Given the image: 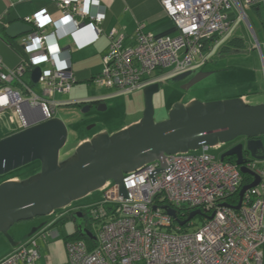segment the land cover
<instances>
[{
    "label": "built area",
    "instance_id": "2783aa9c",
    "mask_svg": "<svg viewBox=\"0 0 264 264\" xmlns=\"http://www.w3.org/2000/svg\"><path fill=\"white\" fill-rule=\"evenodd\" d=\"M51 1L61 12L57 22L46 9L24 19L32 27V32L20 39L28 52L27 59L15 68H7L0 58V113L13 112L18 124L15 132L55 118L62 103L54 95L68 93L76 83L70 67H57L61 50L52 49L54 33L46 28L53 24L71 25L75 30L88 26L97 34L102 33L104 17L92 13L93 0ZM159 2L178 36L156 37L145 32L143 25L132 36L112 30L95 83L121 94L133 93L154 82L204 67L207 53L229 37L240 19L253 32L254 46L263 55L247 11L258 7L264 27V0ZM44 65L51 68L43 69ZM36 66L42 69L38 83L42 94L23 81L24 75ZM166 69H172L171 73L157 76ZM223 146L168 155L163 172L158 171L160 163L156 161L125 174L126 197L120 194L118 185L107 181L99 190L100 197L78 210L88 209L91 221L99 225L97 241L91 246L83 239L68 240L66 264H264V164L256 159L245 161L244 166L257 174L260 182L245 192L241 207L235 209L244 174L236 161H221L220 156L210 152L222 150ZM251 178L248 184L255 179ZM236 195L238 199L232 203ZM164 206L176 213L185 207L191 212L200 210L203 223L193 232L183 231L192 222L181 226ZM39 257L36 241L29 239L0 264H36Z\"/></svg>",
    "mask_w": 264,
    "mask_h": 264
},
{
    "label": "water",
    "instance_id": "95a60500",
    "mask_svg": "<svg viewBox=\"0 0 264 264\" xmlns=\"http://www.w3.org/2000/svg\"><path fill=\"white\" fill-rule=\"evenodd\" d=\"M30 32L31 25L16 22L5 28L0 39L16 40ZM212 73L204 68L199 72L190 70L172 76L168 81L180 83L190 78L182 86L184 90H189ZM41 74L40 67L31 70L30 80L34 87L38 85ZM159 90V82L143 89L145 110L139 122L113 134L94 135L81 143L73 156L64 162H61L60 152L66 145L68 129L60 118L55 117L0 139V175L10 174L33 162L40 164V171L36 175L22 181L7 180L0 184V234L12 245L19 246L10 234L11 228L18 223L49 217L99 191L110 180L119 186L120 194L126 197L123 184L125 174L140 171L156 161L160 163L158 171L163 172L167 169L168 155L198 151L204 146L225 145L244 137L245 143L237 144L220 155L221 161L234 158L243 174L255 178L240 190L239 203L234 207L239 209L245 192L260 182V177L244 166L243 153L246 150L252 158L264 160V103L249 105L244 97L210 102L195 99L187 104L181 101L172 107L167 119L157 122L154 97ZM107 109V104H98L99 112ZM90 110L91 107L86 105L82 113ZM163 209L181 226L202 215L200 210H194L186 220L181 221L176 210L168 206ZM73 219L77 231L84 238L97 241L86 226L83 212L77 211ZM46 225L47 222H42L33 227L27 236L33 237Z\"/></svg>",
    "mask_w": 264,
    "mask_h": 264
},
{
    "label": "crops",
    "instance_id": "0c3cea01",
    "mask_svg": "<svg viewBox=\"0 0 264 264\" xmlns=\"http://www.w3.org/2000/svg\"><path fill=\"white\" fill-rule=\"evenodd\" d=\"M41 9H46L54 22H57L61 17L60 10L51 0H0V29L2 25L7 27L16 22H23L26 24L24 19ZM91 11L94 14H99L104 17L103 23L101 24L102 33L100 34H97L88 26H82L80 29L75 30L71 25L53 24L46 28L47 32L54 33L51 40L52 49L56 50L59 48L61 50L58 56L57 67H70V72L76 79V83L68 93H56L54 95L55 100L57 97L65 96L63 100H61V98L56 100L62 103L60 106L80 105V107L83 108L89 105L93 108L94 105H98L99 103L103 102L107 104L108 102H112L111 100L117 98L122 99L125 95L128 96V93L121 94L114 89L105 90L103 88L98 91L91 90L90 88L94 79L102 71V61L104 55L108 51L110 43L109 33L112 30L125 33L127 36H132L137 27L143 25V30L145 32L151 33L156 37L171 36L176 31L174 23L164 13L159 0H93ZM249 11L252 16L259 19L254 8ZM249 16L251 19L252 16ZM0 34H4V32H0ZM25 35L26 34L22 35L16 40L3 41L0 39V58L7 68H15L24 59H27L28 52L20 41ZM234 36V34L231 35L224 43H227L228 40ZM240 51H243V49L239 50V52ZM249 57L253 61V66L255 64L257 67H261L260 62L254 54ZM42 68L47 69L51 68V66L44 65ZM256 71L259 73L258 68H256ZM29 75L30 73H26L23 77V81L34 89ZM157 76L160 75L157 73ZM37 86L40 85L38 84ZM12 87L19 89L16 84H12ZM249 89L250 92L238 93L234 97H244L249 105L263 104L264 98H262L261 94L263 88H258L257 90V88L249 86ZM19 90L22 92L21 89ZM183 103L187 104L188 102L183 101ZM171 109L172 108H170L169 111ZM134 113L138 116L124 123L118 130L113 132L100 130L95 132V135L98 133L113 134L139 122L143 116L142 110L140 112L136 110L132 114ZM13 133H15V131L12 133L3 132L0 134V139ZM90 139L89 137L81 139L77 146ZM73 154L74 152L72 154L69 152L66 153L65 159L61 160V162L66 161L69 157L73 156ZM39 171L40 164L38 163V166L27 176L23 177V174L14 171L12 174L10 173L3 182L7 180L22 181L36 175ZM93 197L94 196H89L79 201L78 204L73 203L71 206L57 211L49 217L39 219L38 223L19 225L16 229L13 228L10 234L19 245L29 239H34L36 241L40 253V257L36 264H66L68 259L66 242L70 240L69 237L74 236L77 232L76 221H74L71 214L74 210L87 207L98 199ZM86 200H89V202H85ZM42 222H47V225L33 237L29 238L27 235L31 229ZM17 247L18 246L12 245L0 234V261L12 254Z\"/></svg>",
    "mask_w": 264,
    "mask_h": 264
},
{
    "label": "rangeland",
    "instance_id": "374dc122",
    "mask_svg": "<svg viewBox=\"0 0 264 264\" xmlns=\"http://www.w3.org/2000/svg\"><path fill=\"white\" fill-rule=\"evenodd\" d=\"M247 14L252 16L250 11H247ZM250 21L258 39L262 44L263 55L260 53L259 49L254 46L256 41L253 32L248 27L245 20L240 19L231 34L243 38V51L231 54L229 52H223L224 45L219 43L215 46L212 52L209 51L210 53H207L209 56L205 66H201L196 69L199 72L202 68H204L205 71L213 72L212 75L189 90H184L182 88L185 83H171L168 81V78L159 83L160 90L154 98L156 111L155 119L157 122L166 119L169 115V109L181 101L190 102L193 99L200 102L226 100L236 96L238 93L250 92L249 86H253L254 88H257V90L258 88H263L261 94L262 98H264V27L261 20L255 18L254 16H252ZM178 34L179 32L176 29L174 34L171 36H178ZM231 34L227 37L228 39L231 37ZM252 54H254L260 62V68L255 64V67L253 66V61L249 57ZM256 68L259 69V73L256 71ZM171 71L172 69H166L163 73H159V75L169 74ZM90 88L91 90L98 91L103 89V87L99 86L95 82H93ZM104 89L106 90V88ZM143 89L144 88L133 93H128V96L125 95L122 99L117 98L111 100L112 102L107 103L108 109L106 111L99 112L98 105H94L87 113H82V109L84 107L82 108L80 105L59 106L56 110L55 117L60 118L66 124L68 129V139L65 147L60 152V159L64 160L65 154L68 152L70 154L75 152L78 147L77 144L81 139L86 137L92 138L95 135V132L100 130H106L107 132L118 130L124 123H127L131 119L138 116L135 113L132 114L136 110H139V112L142 110L143 114L145 110V94ZM34 92L42 94V87H34ZM58 98L63 100L65 96L57 97L56 100H58ZM13 116L14 114L11 110L0 113V134L3 132L12 133L17 130L18 124L15 123V120H13ZM231 144L232 142L228 143V145ZM191 152L199 153L200 150ZM210 152L214 155L220 156L225 151L224 149H211ZM260 164H264V160L260 161ZM36 166H38V162H33L27 166L17 169L16 172L23 174L24 177L30 174ZM9 175L10 174L0 175V184ZM90 196H94L97 199L100 197V193L99 191H96ZM85 202H89V200H86ZM78 203L79 201L75 202V204ZM77 211L78 210H74L71 216L73 217ZM83 213L85 217H87V227L94 235H97L99 225L91 221L88 209H84ZM39 219L40 218H36L31 221L18 223L12 227L11 230L13 228L16 229L19 225L38 223ZM191 222L193 225L188 226L186 230L183 231H195L203 223V218L198 215L194 217ZM164 230L167 231L166 228H164Z\"/></svg>",
    "mask_w": 264,
    "mask_h": 264
},
{
    "label": "trees",
    "instance_id": "16d2710c",
    "mask_svg": "<svg viewBox=\"0 0 264 264\" xmlns=\"http://www.w3.org/2000/svg\"><path fill=\"white\" fill-rule=\"evenodd\" d=\"M256 11V13L258 14V17L259 19L261 20V23H262V15H261V10L258 8V7H255L254 8ZM5 26L2 25V28L0 29V32H4L5 30ZM217 37V36H216ZM215 41V39H213ZM212 44V42L210 43ZM243 45H244V40L242 37H237L236 35L234 37H232L227 43H225V45L223 46V49H230V46L232 47H236V48H239L238 50H242L243 49ZM223 50V52H225L226 50ZM228 161H235L234 158H226ZM251 176L248 175V174H244V185L245 184H248L250 181H251ZM243 185V186H244ZM238 195V194H237ZM236 195V198H234V200L232 199L231 202L232 203H235V200L238 199V196ZM191 211H189L188 208H182L181 210L178 211V217L181 219V220H186L189 216ZM189 226V224L185 225L183 227V230H186V228ZM70 239H83V240H86L87 243H89L91 246L94 245L93 241H91L90 239H87V238H84L78 231L75 233L74 236L72 237H69ZM67 238V239H69Z\"/></svg>",
    "mask_w": 264,
    "mask_h": 264
},
{
    "label": "flooded vegetation",
    "instance_id": "af4514ba",
    "mask_svg": "<svg viewBox=\"0 0 264 264\" xmlns=\"http://www.w3.org/2000/svg\"><path fill=\"white\" fill-rule=\"evenodd\" d=\"M221 45H225V43L223 42ZM225 49V48H224ZM223 49V50H224ZM239 48H236V47H232V46H230V49H225L226 51L225 52H229L230 54L231 53H234L235 52V50H238ZM205 70V69H204ZM190 80V78L188 79V80H185L184 82H182V83H187L188 81ZM245 138L244 137H240V138H238V139H236L234 142H232V144L231 145H228V144H225L223 147H222V149H224V151L226 152L227 150H229L230 148H232L233 146H235V145H237V144H240V143H245ZM244 159H245V161L247 160V159H254V158H252L251 157V154L249 153V152H247L246 150H244ZM231 158V157H230ZM86 222H87V217H86ZM86 226H87V224H86Z\"/></svg>",
    "mask_w": 264,
    "mask_h": 264
}]
</instances>
